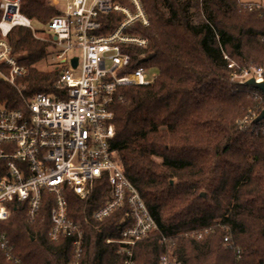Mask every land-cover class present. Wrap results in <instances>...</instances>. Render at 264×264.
<instances>
[{
  "label": "trees",
  "instance_id": "1",
  "mask_svg": "<svg viewBox=\"0 0 264 264\" xmlns=\"http://www.w3.org/2000/svg\"><path fill=\"white\" fill-rule=\"evenodd\" d=\"M116 1L134 10L128 0ZM140 2L149 25L136 23L127 33L146 38L148 46L131 55L158 75L149 86L124 90L112 144L158 226L134 247L133 263L159 264L167 245L182 264H264V121L252 123L264 96L232 81L250 65L264 67V10H244L237 0ZM20 13L42 25L56 15L47 0H20ZM122 19L103 15L100 33H110ZM7 42L11 56L29 69L20 81L26 95L53 93L60 73L47 64L54 49L22 26L11 30ZM235 60L239 68L230 69ZM0 107L23 108L17 90L1 78ZM109 190L103 178L90 199L67 196L69 216L85 230L83 264L125 263L122 246L107 241L120 238L126 209L92 219ZM51 205L52 197L43 193L40 214L30 221L25 204L11 203L0 232L15 259L8 261L0 249V264H67L69 240L53 243L48 237ZM201 232L203 238H196ZM226 236L241 249L239 260Z\"/></svg>",
  "mask_w": 264,
  "mask_h": 264
},
{
  "label": "built area",
  "instance_id": "2",
  "mask_svg": "<svg viewBox=\"0 0 264 264\" xmlns=\"http://www.w3.org/2000/svg\"><path fill=\"white\" fill-rule=\"evenodd\" d=\"M11 1L1 4L0 78L17 90L23 108L0 107V221L11 217L14 201L25 204L27 217L35 220L43 193H49V240L59 243L68 239L67 264H83L85 230L81 222L69 216L67 196L72 193L88 200L95 182L105 178L110 190L92 219L102 221L115 210L126 209L124 223L117 228L120 238L107 242L121 245L120 252L127 255L124 264H134V247L149 239L158 226L112 144L115 107L126 102L124 90L149 86L157 77L131 55L132 49L148 46L146 38L127 33L136 23L149 25L141 2L128 0L134 7L131 10L116 0H63V8L39 31L20 13V0ZM256 7L264 9V4ZM108 14H120L123 19L113 31L101 34V17ZM16 26L30 28L36 39L54 49L49 66L60 75L53 93L26 95L27 86L20 81L28 76L29 69L11 56L7 42ZM234 67V63L229 65L230 69ZM251 78L264 81V67L232 75V81L239 85H246ZM194 235L203 238L202 232ZM165 241L164 237L160 239L162 244ZM224 242L239 260L241 249L234 248L230 236ZM0 249L8 261L15 259L12 245L2 232ZM166 249L169 251L161 255L159 264H182L173 258L167 245Z\"/></svg>",
  "mask_w": 264,
  "mask_h": 264
},
{
  "label": "rangeland",
  "instance_id": "3",
  "mask_svg": "<svg viewBox=\"0 0 264 264\" xmlns=\"http://www.w3.org/2000/svg\"><path fill=\"white\" fill-rule=\"evenodd\" d=\"M238 3H239V6H241L244 10H247V11H252V10H264V9H257L256 5L257 6H260V4H264V0H237ZM3 2V5L6 4L7 2H13L11 0H2ZM256 4V5H255ZM64 6V3H63V0H47V8H49L50 10L53 11L54 14H57L59 12V9H62ZM260 8V7H259ZM32 26L34 27V29L36 30H39V31H43L44 30V24H40V23H37L35 21L32 22ZM32 31V30H31ZM33 34V32H32ZM34 36V35H33ZM35 38V37H34ZM36 39V38H35ZM38 40V39H37ZM78 50L75 51V54H78ZM233 63L237 66L238 62L235 60L233 61ZM238 67V66H237ZM250 69H253L255 68L253 65H250L249 66ZM47 68H50L49 64H47ZM239 68V67H238ZM76 73H78V69L75 70ZM150 74L151 75H158V71L157 70H150ZM259 97V96H258ZM259 101L263 100L262 97H259L258 98ZM115 240V239H113ZM234 241V240H233ZM233 245H234V248L235 247H238L235 242H233Z\"/></svg>",
  "mask_w": 264,
  "mask_h": 264
},
{
  "label": "water",
  "instance_id": "4",
  "mask_svg": "<svg viewBox=\"0 0 264 264\" xmlns=\"http://www.w3.org/2000/svg\"><path fill=\"white\" fill-rule=\"evenodd\" d=\"M73 65L74 67H76V60L74 61ZM246 85L264 95V81L257 82L254 78H251L246 82ZM262 121H264V108L259 113V115L253 120L252 123L255 125ZM202 196H204V194H202Z\"/></svg>",
  "mask_w": 264,
  "mask_h": 264
}]
</instances>
